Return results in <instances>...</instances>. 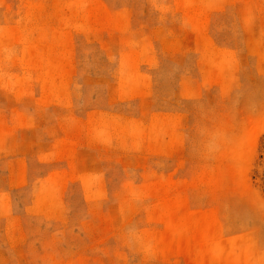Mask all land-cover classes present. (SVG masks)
Instances as JSON below:
<instances>
[{"label":"rangeland","instance_id":"rangeland-1","mask_svg":"<svg viewBox=\"0 0 264 264\" xmlns=\"http://www.w3.org/2000/svg\"><path fill=\"white\" fill-rule=\"evenodd\" d=\"M0 264H264V0H0Z\"/></svg>","mask_w":264,"mask_h":264}]
</instances>
